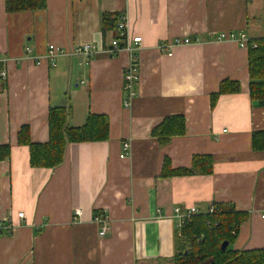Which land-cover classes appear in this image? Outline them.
I'll list each match as a JSON object with an SVG mask.
<instances>
[{
	"label": "crops",
	"instance_id": "crops-1",
	"mask_svg": "<svg viewBox=\"0 0 264 264\" xmlns=\"http://www.w3.org/2000/svg\"><path fill=\"white\" fill-rule=\"evenodd\" d=\"M102 14L125 17L129 35L141 38L129 108V55L106 52L112 38L101 34ZM263 27L264 0H46L43 11L11 15L0 0V146L10 150L0 161V264H171L173 210L205 213L217 203L248 216L230 249L264 250V150L251 144L264 132V105L250 98L248 49L215 39L240 32L249 42L264 37ZM183 38L190 43L168 55ZM85 43L97 49L88 59L18 62L25 48L44 56L49 45ZM224 80L238 92L212 100ZM56 107L70 127L107 116L109 139L69 144L58 167L32 168L18 133L27 126L30 140L45 144ZM172 116L184 119V132L160 146L151 132ZM124 143L129 155L121 157ZM195 155L212 158L211 174L161 176L165 158L172 169L190 168ZM97 214L110 224L103 238Z\"/></svg>",
	"mask_w": 264,
	"mask_h": 264
},
{
	"label": "trees",
	"instance_id": "trees-1",
	"mask_svg": "<svg viewBox=\"0 0 264 264\" xmlns=\"http://www.w3.org/2000/svg\"><path fill=\"white\" fill-rule=\"evenodd\" d=\"M5 12L8 15L35 13L46 8V0H4ZM121 15L102 14L100 30L105 38L111 34L112 39H120L116 29ZM122 46V43H120ZM247 68L249 75V93L254 104L264 105V37L248 42ZM239 90L236 82L224 80L219 91L213 95L232 94ZM67 110L64 107L50 108L47 116L48 141L45 144L30 140L29 129L22 126L18 133V143L29 149V163L32 168L53 169L58 167L64 158L67 145L89 142H103L109 139V120L105 115L89 114L80 127L67 124ZM184 119L172 116L164 119L153 128L151 135L158 139L160 146H165L171 138L184 132ZM252 149L264 150V132L253 133ZM8 146H0V161L8 159ZM213 161L210 156L195 155L190 168L170 167L167 158L163 161L161 176L177 177L194 174L209 175L212 173ZM247 213L236 211L233 205L217 203L212 213L208 211L194 215L183 228L175 231V254L169 260L171 264H264V250L232 251V244L239 226L247 220ZM228 242L225 251L221 243Z\"/></svg>",
	"mask_w": 264,
	"mask_h": 264
},
{
	"label": "built area",
	"instance_id": "built-area-1",
	"mask_svg": "<svg viewBox=\"0 0 264 264\" xmlns=\"http://www.w3.org/2000/svg\"><path fill=\"white\" fill-rule=\"evenodd\" d=\"M264 28V27H263ZM117 35L120 39H111L109 47L106 52L112 56L119 54L122 51L127 52L129 55V63L123 73V106L124 108H129L131 101L136 96V84L138 83V51L141 48V38L138 36L131 37L126 29L125 17L121 16L117 29ZM217 41L228 40L236 42L241 48L248 47V39L240 32H229L226 34H221L215 38ZM122 43V46H120ZM190 40L188 38H183L182 40H175L172 44L168 45L169 49L168 55L171 54V49L174 46L189 44ZM163 48V47H162ZM97 52L96 47L93 44L85 43L77 45L70 49H63L49 45L47 48V53L44 56H35L32 54L30 48L24 49V55L18 58V62L23 63L26 61L32 62L35 65H40L43 61L54 62L58 57H73L82 56L86 59L92 57ZM6 74L4 71L0 73V79L4 80ZM130 145L124 143L122 145V155L121 157H126L129 155ZM213 207L208 210L212 213ZM174 215L177 219L176 229L180 230L184 225L191 220L194 215L199 214L196 208H190L187 211H181L179 208L173 210ZM80 215V211L75 209L72 215V220L75 222ZM18 219L24 217L23 213L17 214ZM93 222L98 225V236L100 238L105 237L109 230L110 224L108 218L104 214H97L93 217ZM10 228V227H9Z\"/></svg>",
	"mask_w": 264,
	"mask_h": 264
},
{
	"label": "water",
	"instance_id": "water-1",
	"mask_svg": "<svg viewBox=\"0 0 264 264\" xmlns=\"http://www.w3.org/2000/svg\"><path fill=\"white\" fill-rule=\"evenodd\" d=\"M228 245H229L228 242L221 243V246H220L221 251H225L227 249Z\"/></svg>",
	"mask_w": 264,
	"mask_h": 264
}]
</instances>
